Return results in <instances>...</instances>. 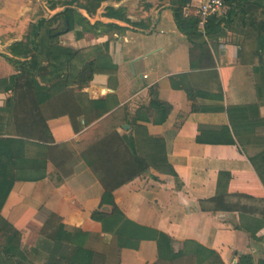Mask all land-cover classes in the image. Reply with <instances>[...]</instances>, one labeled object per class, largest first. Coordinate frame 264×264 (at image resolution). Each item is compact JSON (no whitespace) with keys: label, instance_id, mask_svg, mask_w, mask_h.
<instances>
[{"label":"crops","instance_id":"obj_1","mask_svg":"<svg viewBox=\"0 0 264 264\" xmlns=\"http://www.w3.org/2000/svg\"><path fill=\"white\" fill-rule=\"evenodd\" d=\"M183 1L109 0L94 18L80 10L91 23L88 31L77 25L73 14H67L70 27L60 37V45L91 59L98 56L104 65L96 69L93 82L82 94L113 109L89 126L80 117L79 133L67 115L51 118L47 124L56 145L67 144L79 155L114 128L121 136L130 134L132 127L126 121L147 111L140 115L138 125L165 142L168 163L179 182L151 169L114 192L119 209L136 224L173 238L175 252L186 242L213 252L216 257L206 264H264V183L251 163L257 164L264 177V99L253 74L258 62L250 57L241 62L238 36L231 32L208 42L205 54L197 50L175 22L174 10ZM205 1L191 0L185 15L200 17ZM30 2L0 0V81L17 74L4 56L29 31L25 15L29 16ZM108 7L115 11L107 15ZM244 31L251 32L250 28ZM246 50L250 56L251 47ZM187 90L202 95L193 102ZM12 96V91L0 89V109ZM157 102L172 107L163 125L147 121V113L156 112L152 103ZM233 109L240 110L235 113ZM226 129L233 143H221ZM94 133L97 138L87 142ZM54 171L50 164L48 175ZM101 193L91 172L82 168L59 186L50 177L17 183L2 215L21 232L22 249L33 254L35 264H44L54 248V234L62 227L67 233L112 239L102 233L101 224L90 219L99 209ZM111 210L109 206L101 209ZM62 241L69 243L65 238ZM157 262L156 243L143 241L138 250H122L119 264ZM180 264L196 261L188 257Z\"/></svg>","mask_w":264,"mask_h":264},{"label":"trees","instance_id":"obj_2","mask_svg":"<svg viewBox=\"0 0 264 264\" xmlns=\"http://www.w3.org/2000/svg\"><path fill=\"white\" fill-rule=\"evenodd\" d=\"M107 1H51L50 10L57 13L33 23L27 35L13 43L8 48V55L4 56L17 74L0 81L1 89L13 92L12 98L0 109V236L5 239V245L0 246V264H35L29 260L30 254L22 249L21 232L2 215L15 185L41 182L50 177L59 186L82 168L91 172L102 190L99 209L90 219L101 224L102 233L112 239L107 243L100 235L67 233L62 227V231L54 234V248L44 264H119L122 250H138L143 241L156 243V264H180L188 257L196 264H206L216 257L213 252L192 242H186L180 252H175L173 238L131 221L115 203L117 189L149 174L151 169L171 175L179 182L168 163L165 142L150 136L145 127L138 125L140 115L147 111L139 112L131 122L126 121L132 127L130 134L121 136L114 128L104 138L85 147L79 155L69 145H56L53 140L47 124L49 119L67 115L74 132L79 133L80 117H84L89 126L113 109L101 101H89L87 95L82 94L93 82L96 69L104 66L100 58L91 59L82 51L64 48L59 42L69 31L67 14H73L77 25L88 31L91 23L80 10L94 18ZM190 1L184 0L174 10L178 30L203 54L208 42L223 38L229 32L236 34L241 62L248 57L258 62L253 74L258 94L264 99V0H223L226 15L211 17L203 31L200 30V17L185 15ZM114 11V8H106L107 15ZM119 11L122 12L120 15L124 12ZM245 28H250L251 32H245ZM247 46L251 47L250 56ZM219 90L223 93L221 86ZM186 93L193 102L202 95L196 90ZM218 97L223 101L222 95ZM153 105L156 112H148L147 121L154 125L165 124L172 107L161 102ZM193 110L197 111L196 108ZM221 137V143H233L229 129L224 130ZM251 163L264 183L257 164L252 160ZM50 164L55 171L49 176ZM104 206L111 207V212L101 211ZM82 237L86 241H82ZM64 238L69 243L63 242Z\"/></svg>","mask_w":264,"mask_h":264},{"label":"rangeland","instance_id":"obj_3","mask_svg":"<svg viewBox=\"0 0 264 264\" xmlns=\"http://www.w3.org/2000/svg\"><path fill=\"white\" fill-rule=\"evenodd\" d=\"M50 6H51L50 0H34V1L32 0V2L29 3L30 10L27 11L29 16L25 15L26 16L25 17L26 22L28 24H30V26H31L33 23H37L40 20V18H42V17L50 18V16L52 15L51 10H50ZM30 26H29V28H30ZM59 42L61 43L60 39H59ZM0 89H1V87H0ZM97 136L98 135L96 133H94V135L90 136L86 141L91 142V141L95 140L97 138ZM72 149H74V148H72ZM74 150L76 151V148ZM77 151H78V149H77ZM110 241H111L110 238L106 239L107 243H109ZM4 245H5V239L0 236V246H4ZM30 256H33V254H31ZM35 259L36 258L30 257L29 260L31 262L35 263L37 261V259H36V261H35Z\"/></svg>","mask_w":264,"mask_h":264},{"label":"built area","instance_id":"obj_4","mask_svg":"<svg viewBox=\"0 0 264 264\" xmlns=\"http://www.w3.org/2000/svg\"><path fill=\"white\" fill-rule=\"evenodd\" d=\"M227 8L223 0H206L199 9L200 27L204 30L211 17L226 15Z\"/></svg>","mask_w":264,"mask_h":264},{"label":"water","instance_id":"obj_5","mask_svg":"<svg viewBox=\"0 0 264 264\" xmlns=\"http://www.w3.org/2000/svg\"><path fill=\"white\" fill-rule=\"evenodd\" d=\"M124 129H125V130H128V129H129V127H128V126H125V127H124Z\"/></svg>","mask_w":264,"mask_h":264}]
</instances>
